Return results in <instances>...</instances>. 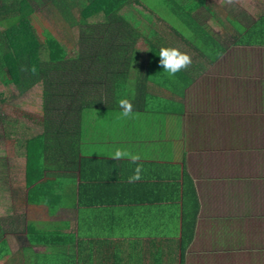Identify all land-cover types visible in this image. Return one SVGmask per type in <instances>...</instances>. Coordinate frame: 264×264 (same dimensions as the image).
I'll return each mask as SVG.
<instances>
[{
    "label": "crops",
    "instance_id": "crops-1",
    "mask_svg": "<svg viewBox=\"0 0 264 264\" xmlns=\"http://www.w3.org/2000/svg\"><path fill=\"white\" fill-rule=\"evenodd\" d=\"M186 1L197 3L185 10L222 53L193 34L178 37L165 6L160 19L154 15L164 38L154 43L187 53L188 68L170 76L159 55L148 58L145 39L124 41L126 49L103 58L101 81L94 78L88 94L111 102L84 111L68 134L51 136L67 146L50 151L57 155L30 187L32 196L26 159L23 185L12 184L7 168L10 206L6 201L4 222L0 215V238L8 259L22 253L40 255L41 264H264V0ZM117 93L131 95V116L120 115ZM41 127L20 136L9 129L24 142L22 158ZM117 148L140 155L139 181L129 183L137 164L111 159ZM34 227L38 233L30 234Z\"/></svg>",
    "mask_w": 264,
    "mask_h": 264
},
{
    "label": "trees",
    "instance_id": "trees-1",
    "mask_svg": "<svg viewBox=\"0 0 264 264\" xmlns=\"http://www.w3.org/2000/svg\"><path fill=\"white\" fill-rule=\"evenodd\" d=\"M139 1L0 0V79L8 85L14 84L20 95L29 93L39 84L43 86L45 120L42 121V125L45 127V132L25 144L26 186L29 196L33 194L30 187L42 181L44 172L47 170V160L50 161L51 156L57 155L50 151L59 148L66 149L67 145L54 142L51 136L68 134L70 132L68 128L78 127L84 111L92 110L96 106L103 108L106 102L108 104L111 102L109 95H105V99L103 97L101 100L95 95L88 94L93 93L90 87L88 89V85L94 78L95 81L97 79L101 81L97 69L99 65H102L103 58L111 59L121 53L128 47L122 43L130 39L136 42L138 39L148 41L149 59L158 56L161 47H165L163 44L154 43L155 39L164 38L163 27L159 31L158 24L154 22L156 20L154 14H150L152 16L149 18V24L141 16V22L133 20L138 24L137 27L131 23L130 17L133 14L137 15L135 10L140 6ZM161 1L193 34L203 39L212 50L215 49L212 36L204 28L198 26L194 16L186 11L189 4L197 8V3L186 0L184 2ZM202 1L206 2V0ZM44 3L49 15L57 14L69 28L81 30L79 44L83 48L78 56L73 57L74 48L72 49L65 42L66 40H61L50 31L44 41L36 30L33 16L36 14V7ZM145 10L148 12L146 8ZM95 19L103 22H94ZM45 47L48 50L46 61L41 57L42 49ZM214 51L222 53L216 49ZM114 97L113 101H117L118 104L121 99L132 100L131 95L124 97L117 93ZM75 134L76 132H72L71 135L75 136ZM57 144L58 147H56ZM70 144L75 145V141ZM33 201L35 199H32L31 203ZM31 231L30 234L38 233L35 227ZM7 252V245L1 235L0 261L11 263L17 259V257L8 259L9 253Z\"/></svg>",
    "mask_w": 264,
    "mask_h": 264
},
{
    "label": "rangeland",
    "instance_id": "rangeland-1",
    "mask_svg": "<svg viewBox=\"0 0 264 264\" xmlns=\"http://www.w3.org/2000/svg\"><path fill=\"white\" fill-rule=\"evenodd\" d=\"M152 1H155V6H153V8L147 7L146 4ZM139 2L140 6H138V8L136 7L135 10V13L137 15L133 14V16L130 17V20L132 21L131 23H133L135 27H137L138 24L134 23L133 20L141 22L140 18L142 17L147 20V23L149 24V18L150 16H152L150 14H154L160 19L162 16L156 13L157 10L161 13L166 9L165 4L161 0H140ZM145 8L148 10V12L145 10ZM77 16H79L78 12ZM201 17L205 18V16ZM173 18L176 23H169V21L166 20L165 22L169 25L175 24L177 27H179L175 29V31L181 32L180 34H178V37L181 36L182 38L186 39L189 35L193 34L186 31L187 28L181 20H179L175 16ZM33 19L34 26L44 41H46L48 37V32L51 31V33H54L61 40H66L65 42L72 49L74 48L72 51L73 57H76L81 53L83 48V46L79 44L81 39V30L79 28H69L64 20H61V18H59V15L57 14L49 15L48 8L45 6V3L42 4V6L36 7V14L35 16H33ZM98 20L99 19H95L94 22H103ZM160 21L162 20H159V22ZM90 23H92V21ZM41 57L44 61L48 60V50L46 49V47L42 49ZM43 97V86L41 84L32 88L29 93L20 95L14 84L8 85L0 79V198H2V200L0 201V215H2L3 217V222L5 218L4 212L6 201L8 203V206H10L9 198L8 200L6 198L7 190L5 188V185L7 186L5 181L6 174L8 173L7 168L10 166L13 167V170H10V173L8 174L10 179H12V184L15 185V183H18L19 185H23L24 182H21V178H19V175L26 159L22 158L23 155L25 156V150L23 149L24 142H21L19 138L11 139V137L9 136V129L10 131L13 130V136L14 133L18 136H20L21 134H26L27 130H32L34 132L36 131V133L37 131L41 132L43 129V127H41L42 121L45 120L43 114ZM12 122H16L17 124H21L22 122H24L26 125H28L26 128L17 126V128L14 129V124H12ZM38 123L40 124L38 125ZM28 133L31 132L29 131ZM18 255L19 256L13 262V264H16V262H18V264H30L32 262H29V259L33 258L35 262L38 261L41 264L40 255L38 258L36 257V254L32 255L19 253ZM13 257H16V255H13Z\"/></svg>",
    "mask_w": 264,
    "mask_h": 264
},
{
    "label": "clouds",
    "instance_id": "clouds-1",
    "mask_svg": "<svg viewBox=\"0 0 264 264\" xmlns=\"http://www.w3.org/2000/svg\"><path fill=\"white\" fill-rule=\"evenodd\" d=\"M159 58V65L170 76H175L177 72L188 68L192 63L191 57L187 53L181 52L179 49L172 47H161ZM119 106L122 109L120 114L122 117H129L132 115V104L128 99H121L119 101ZM124 158H127L132 163L137 164L134 174L129 177V183L139 181L143 171L142 165L138 164V161L141 159L140 155L117 148L111 156V159L114 160H120Z\"/></svg>",
    "mask_w": 264,
    "mask_h": 264
}]
</instances>
